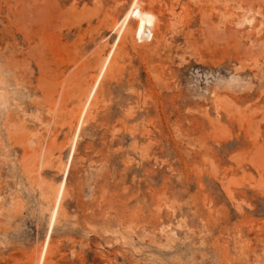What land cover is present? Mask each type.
<instances>
[{"label":"rangeland","instance_id":"374dc122","mask_svg":"<svg viewBox=\"0 0 264 264\" xmlns=\"http://www.w3.org/2000/svg\"><path fill=\"white\" fill-rule=\"evenodd\" d=\"M140 1L154 37L95 90L45 264H264V0ZM131 2L0 0V264L39 255Z\"/></svg>","mask_w":264,"mask_h":264},{"label":"bare ground","instance_id":"6f19581e","mask_svg":"<svg viewBox=\"0 0 264 264\" xmlns=\"http://www.w3.org/2000/svg\"><path fill=\"white\" fill-rule=\"evenodd\" d=\"M133 20L136 21V26L132 28L129 26V24ZM244 21L247 23H251L252 19L247 16V17H244ZM157 23H158L157 15L151 10L144 9V7L142 6V2L140 0H132L124 16L115 22L112 28V31L117 32V37L114 43L112 44V47L110 48L109 52L104 57L103 63L100 67V71L98 75L96 76L89 90V93L87 95V98L85 100V103L82 109L79 112L76 130H75L74 136L71 141L70 152L68 154L66 162L60 163L62 166L63 177L60 180V182L55 185L53 194H52V199L49 202L50 203L49 205L50 223H49L47 235H46V238L44 240V243L42 245L39 255L34 258V261L32 264H45L46 262L47 253H48L49 237L52 232L54 223L56 222L57 217L59 215L61 199L65 191L66 179H67L68 172L70 170L71 161L73 159L74 148H75L76 140L78 139L79 130L81 128V124L83 123L85 112L87 111L90 105V102L94 96L95 90L98 87L102 77L104 76V73L108 65L110 64L112 60V56H113V53L117 45L120 43V41L122 40L123 34L128 29L131 30L135 40L138 43L151 40L154 37V29L157 26ZM50 155H51L50 151L46 148H43L34 158L35 165L40 170L43 169L45 165L49 163V159L51 158Z\"/></svg>","mask_w":264,"mask_h":264}]
</instances>
